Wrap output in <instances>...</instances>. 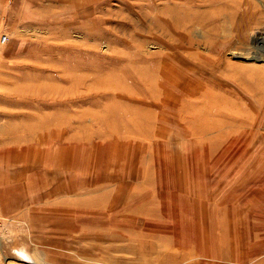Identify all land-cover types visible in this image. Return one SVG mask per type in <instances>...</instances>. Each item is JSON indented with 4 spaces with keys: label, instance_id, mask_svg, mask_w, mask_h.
I'll use <instances>...</instances> for the list:
<instances>
[{
    "label": "rangeland",
    "instance_id": "rangeland-1",
    "mask_svg": "<svg viewBox=\"0 0 264 264\" xmlns=\"http://www.w3.org/2000/svg\"><path fill=\"white\" fill-rule=\"evenodd\" d=\"M251 1L246 29L244 0H0V264H264V92L228 73L264 66ZM28 167L49 182L5 211Z\"/></svg>",
    "mask_w": 264,
    "mask_h": 264
},
{
    "label": "bare ground",
    "instance_id": "bare-ground-1",
    "mask_svg": "<svg viewBox=\"0 0 264 264\" xmlns=\"http://www.w3.org/2000/svg\"><path fill=\"white\" fill-rule=\"evenodd\" d=\"M244 1L247 2V4L245 5V8L246 9L244 11V16H246V17L249 18L248 19V22H246V24H245L246 25L245 28L247 29V28L251 27L250 26L251 25V22L254 20V19L252 20V16H253L252 15L253 14L252 11L254 10V3H252L251 0H244ZM234 7L237 10H239V7H243V6H241L238 3H234ZM256 13H257V11H256ZM212 19H214V18H212ZM260 38H264V37H260ZM262 41L264 42V39ZM255 55L256 56H261L262 54L260 52H256ZM218 63H219V61H218ZM209 64H211V63L209 62ZM263 67L264 66H248V65L247 66H240L239 67V66H235V65L230 64L228 73L230 74V76H232L233 78H235L236 81L240 82L244 86H247L246 88H248V92L250 90H251V92L252 91L260 92V90H263V92H264V72H262ZM219 84H221V83H219ZM184 92L185 91H183V93ZM256 92H254V93H256ZM211 94L212 93L205 94L206 97H203L202 100L200 101L202 107L204 108L203 111L205 113H207L209 110H213L214 112L217 111L219 113L221 111L224 112V110H225L223 108L224 106L232 105L229 102V99L225 98L222 95H213V96H217L218 97V100H219L218 103L213 104V102L210 101V99H209V98H211L210 97ZM259 100H261V98H259ZM240 110L241 109H239V110L237 109V111H240ZM205 118H206V116L204 117V119L203 118L201 119V118H198L197 116L194 115V118L190 119L191 122L192 121L195 122V123H191L190 124L191 127H192L191 128V131L192 132L199 133V134H202V135H205V134H209L210 133V134L215 135L216 137L217 136L224 137V135H226L228 132H234L236 130V128L233 127V125H231V127H228V126L226 127V125L223 122H221V121H218L217 122L215 120L205 119ZM245 120H247V119H242V122L245 121ZM196 121H198V122H196ZM242 131H244V130H242ZM207 228H209V227H207Z\"/></svg>",
    "mask_w": 264,
    "mask_h": 264
},
{
    "label": "crops",
    "instance_id": "crops-1",
    "mask_svg": "<svg viewBox=\"0 0 264 264\" xmlns=\"http://www.w3.org/2000/svg\"><path fill=\"white\" fill-rule=\"evenodd\" d=\"M13 158H15V155H13ZM40 165H42V164H40ZM66 167L67 168H71V167H73V164H71L70 166L69 165H66ZM30 168L29 167L28 168H23V170H17V172H14V171L12 172L13 179H15V178H18L20 174L22 175V173L28 171V172H26V175H28V179L22 180V181H18V182H21V183H17V184L15 183L16 186L14 184L15 187H12V188L9 189V193L12 194L11 196H13V198L11 199L12 200L11 202L8 201V204H12L13 206H9L8 207V206H4L3 205L2 209L4 208L5 211H9V210H6V209H10L11 207L18 206L17 209H19L22 206L21 205V201L23 200V197H25V195L27 193H25L23 195V194H21L20 191H16L15 190L16 188L17 189H20L22 187V189L24 191V188L23 187H25L26 188V191H27V189H33L35 187L41 188L43 186H46V183L49 182V180H46V179H43V178H38V176H39V172H38L39 170H38V168L36 170L30 169ZM23 185H25V186H23ZM60 186L61 187H56L55 189L53 188L54 189L53 191L52 190L50 191V189H48V191H44V192L39 191V193L36 192L38 195H35V196H36V198H39L40 200H42V199L45 198V196H47V195L50 196L51 193L55 194L56 192H60L61 190H64V189L78 188L75 183H72L70 181H66L65 179H62V183L60 184ZM1 198H4V197H1ZM88 199L89 198H87L86 200H88ZM67 200H70L69 202L72 205H75V204L77 205L79 203V201H82L83 199H80V195L78 197L74 198V199H66V200L63 199V200H60V201H56L54 203V206L53 207H49L51 205L44 206V209L45 210H48V211L49 210L55 211V213L58 214V215H64L67 212H64L63 211L62 206L67 203ZM88 207H90V205ZM74 211H77V209H75ZM21 213L22 212L20 211V214ZM78 217H79V215L76 212L70 218L55 216L54 218L63 219L67 223L64 224V225L63 224L62 225H59L57 223L56 226H52V227H56L55 229L65 227V228H67L69 230H74V229H77L78 230L79 229V226H77L78 225L77 224V221H78L77 218ZM82 231H83L82 233L85 234V232L87 231V229H85V227L83 226L82 227ZM21 256H23V259L21 258L20 260H18V259L17 260H6L5 264H40V263H38L36 261H33L32 259H35L37 261H40L42 259V258H40L39 255H37V257L34 254H33V256H29L28 254H25L23 251L21 253ZM56 258H59V260H60V255L57 256Z\"/></svg>",
    "mask_w": 264,
    "mask_h": 264
},
{
    "label": "built area",
    "instance_id": "built-area-1",
    "mask_svg": "<svg viewBox=\"0 0 264 264\" xmlns=\"http://www.w3.org/2000/svg\"><path fill=\"white\" fill-rule=\"evenodd\" d=\"M7 38H8L7 33L3 32V31L0 32V43L5 42Z\"/></svg>",
    "mask_w": 264,
    "mask_h": 264
}]
</instances>
